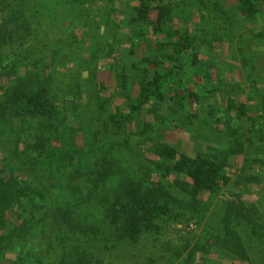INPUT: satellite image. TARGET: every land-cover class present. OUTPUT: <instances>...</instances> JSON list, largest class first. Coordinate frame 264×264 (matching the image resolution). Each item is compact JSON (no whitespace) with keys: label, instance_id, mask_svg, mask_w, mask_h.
<instances>
[{"label":"trees","instance_id":"16d2710c","mask_svg":"<svg viewBox=\"0 0 264 264\" xmlns=\"http://www.w3.org/2000/svg\"><path fill=\"white\" fill-rule=\"evenodd\" d=\"M33 2L0 0V81H10L0 86V254L19 249L13 264H193L199 254L207 256L200 264H264V208L236 189L225 192L231 184L264 186V123L251 118L254 127L245 130L244 102L228 98L220 106L214 86L205 100L180 83L213 81L200 56L233 37L223 2L117 1L109 10L110 19H121L114 28L82 17L68 33L45 15L53 3ZM61 2L81 4L82 12V0ZM263 10L264 0L237 6L249 25ZM254 36L264 45V33ZM93 42L97 51L77 59L73 80L57 81L53 94L52 72L76 56L77 46ZM122 46L127 63L115 83L124 96L115 103L99 74L103 67L112 71L110 60ZM253 62L249 89L256 97L263 92L264 108V81L256 79L261 69ZM60 94L71 97L70 108ZM170 127L222 132L228 147L181 153L155 139ZM123 152L132 154V167ZM237 156H245L240 169L231 163ZM220 195L208 237L193 247L191 238L162 239L173 225L190 236V225L200 228Z\"/></svg>","mask_w":264,"mask_h":264},{"label":"rangeland","instance_id":"374dc122","mask_svg":"<svg viewBox=\"0 0 264 264\" xmlns=\"http://www.w3.org/2000/svg\"><path fill=\"white\" fill-rule=\"evenodd\" d=\"M34 0H31L33 2ZM50 4L53 5L49 10L46 11L45 15L50 17H56L59 19L58 24L65 30L67 33L71 30L72 25L76 26L78 20L82 17H88L90 20L93 21L95 26H100L102 30L108 26V28H114L115 23L121 21L118 17L116 20H112L109 17V10L110 7L114 4V2H122L124 0H82L83 9L80 13V9H78V5H63L64 3L61 0H49ZM223 2V6L226 9L228 16L233 21V37L231 41L222 42L218 44L215 48H203L201 50V60L204 64L207 65L208 69L212 73L213 81L211 84H208V81H200L193 79L190 83L186 81H181V88L184 89H191L196 90L200 95L204 96L205 99L209 93L206 95V91L208 89L216 90V94L218 99H216V103L220 106L226 105L228 98L236 99L244 102L247 105V114L242 119V126L245 130L253 128L254 125L252 124L251 118H254L256 121L259 120L261 123H264V108L261 104H259L260 97L263 95V92H257L259 97L254 96V91L251 92L249 89V81H251L252 70H254V62L259 66L260 72L256 71V79L258 81H264V45H260L261 41H263V37H255L254 34L259 32L264 33V10L261 13V17L259 20L252 22L251 25L245 23L240 17L237 12V6L239 0H220ZM34 3V2H33ZM49 3V2H48ZM112 20V21H109ZM45 26L48 22H43ZM77 33H81L82 28L76 27ZM43 30H41L42 32ZM44 32H42L43 34ZM44 39V36L41 37ZM89 43V42H88ZM101 48H104L103 42H101ZM76 56L71 58L67 61V63L61 67L56 69L52 72V79H54V85H52V93L57 95V81L64 80L63 82L72 81L75 75L76 65L79 58L82 61L89 59L91 55L97 51V46L94 45V42L91 45H81L77 46L76 48ZM125 46L120 48V53L117 55L115 59L110 60V66L113 67L108 70V68H104L100 72L99 77L101 81L106 83L108 90L105 92L106 97L113 98L115 103H120L123 100L124 93L120 91L116 86L115 80V73L121 72L124 67H126V59H125ZM170 53V51H169ZM144 54V53H143ZM81 61H79V64ZM85 64L82 62L81 66ZM168 67V66H167ZM49 70L46 72L47 74L51 73ZM188 77V76H187ZM10 81H0V86H6L9 84ZM261 85V83H260ZM136 87V86H134ZM60 92V91H59ZM136 89L132 88L129 89V93L135 94ZM1 94V92H0ZM60 96V97H59ZM58 97L65 100L66 103L64 105L67 108L71 107L70 100L71 97L69 95H59ZM214 98L208 99V103L213 101ZM206 100V99H205ZM115 105V104H114ZM152 119L150 115H144ZM219 130L224 131L227 130L225 126H221ZM156 141L175 145L181 153L188 154L190 156H195L199 152H205L207 149L210 148H218V149H225L227 148L228 139L222 132H217L215 134H209L203 131H193V132H186L183 129H179L176 127L164 128L160 134L155 138ZM125 156L124 160L127 162L125 165L132 167L133 163L135 162L132 154L127 152H123ZM147 156L150 158H154L151 152H147ZM255 155H251L250 159L253 161ZM245 161V156H237L231 159V163L237 169L242 168ZM136 163V162H135ZM255 164V162H252ZM240 173L237 170L236 174L232 176V179H237V175ZM234 184V183H233ZM240 187V186H239ZM236 189V191H235ZM235 191L241 194L242 198L245 201L257 203L260 207L264 208V186L259 184H252L247 187H243L241 185L240 188L233 187L231 184L230 186L226 187V193H233ZM221 195L212 201V206L208 213L205 215L203 224L200 228H197L196 225L191 224L189 227V233L192 232L190 236L186 235L181 236L178 235L176 231H174V225L171 226L162 239H169L173 240L176 243H180L183 237L189 239L191 238V247H193L196 243L200 241V239L206 238L213 232V229L216 228V222L219 218V212L221 211L219 208V199ZM208 200V197L206 198ZM210 201V202H211ZM25 218L30 219V214L24 215ZM263 217H264V210H263ZM10 221L16 223L17 217L14 214H10L9 216ZM177 230L181 229V225L176 227ZM201 237V238H200ZM149 243H152L150 241ZM20 251L19 249H13L0 254V264H13L17 259V252ZM215 255V253H213ZM202 255L196 256V261L193 264H200ZM216 257V256H214ZM213 257V258H214ZM218 257V256H217ZM216 257V258H217ZM220 258V256L218 257ZM181 264H186L184 259L181 260ZM214 263H218L214 261ZM225 263L231 264V261L225 260ZM180 264V263H175ZM241 264H253V263H241ZM256 264V263H254Z\"/></svg>","mask_w":264,"mask_h":264}]
</instances>
